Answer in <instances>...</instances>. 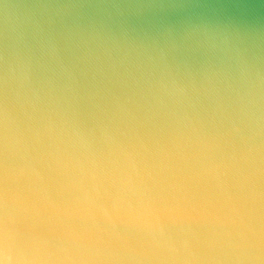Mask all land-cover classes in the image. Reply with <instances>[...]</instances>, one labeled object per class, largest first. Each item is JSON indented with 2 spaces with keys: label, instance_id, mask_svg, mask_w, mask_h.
Listing matches in <instances>:
<instances>
[{
  "label": "clouds",
  "instance_id": "9594fccd",
  "mask_svg": "<svg viewBox=\"0 0 264 264\" xmlns=\"http://www.w3.org/2000/svg\"><path fill=\"white\" fill-rule=\"evenodd\" d=\"M0 264H264V0H0Z\"/></svg>",
  "mask_w": 264,
  "mask_h": 264
}]
</instances>
